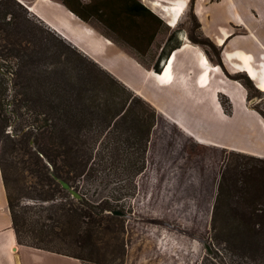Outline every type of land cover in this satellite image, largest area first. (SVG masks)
<instances>
[{"label":"trees","instance_id":"trees-1","mask_svg":"<svg viewBox=\"0 0 264 264\" xmlns=\"http://www.w3.org/2000/svg\"><path fill=\"white\" fill-rule=\"evenodd\" d=\"M51 1L139 60L163 31L140 0ZM249 79L235 80L251 99L260 90ZM156 121L154 107L112 73L17 0H0V170L19 245L82 264L102 249L123 260V220L110 212L135 197ZM240 156L222 171L211 238L218 264H264V159ZM57 179L82 199L73 202ZM92 188L106 194L99 203L86 200Z\"/></svg>","mask_w":264,"mask_h":264},{"label":"rangeland","instance_id":"rangeland-1","mask_svg":"<svg viewBox=\"0 0 264 264\" xmlns=\"http://www.w3.org/2000/svg\"><path fill=\"white\" fill-rule=\"evenodd\" d=\"M17 1H20L19 3L32 15L35 13L28 8L41 3V0ZM195 1L190 2L188 10L182 15L176 28H171L162 20L163 31L157 37L156 44L147 58L139 60L128 48L109 40L112 45L103 50L101 64L97 62L121 82L123 79L121 80L122 76L118 72L123 70L124 66L126 67L124 73L136 72L137 77L133 79L135 85L126 82V86L136 95L138 90L141 94L138 96L154 107L157 121L147 145L145 169L134 180L136 195L131 200L122 202V209L118 210L126 214V216H120L123 220V232H121L125 250L123 260L120 256L102 249L98 255L96 253L92 255V261L88 264H218L219 259L216 254L219 253L212 242L211 222L222 171L229 158L249 155L264 159L262 154L264 93L255 91L253 94H257V97L247 98L249 109L247 115L233 114L232 101L227 96L219 94V102L226 115L223 117L209 99L205 100L208 94L195 85L194 80L199 72L195 62L198 53L201 52L206 57H210L215 63L221 58L219 48L203 37L198 29L194 11ZM164 8L165 6H160L154 11L159 12L158 14L166 19L168 15L166 16V11H162ZM95 27L96 29L93 30L101 37L100 39L108 40L101 35V29ZM172 33L174 37L176 33H182V42L174 37L168 41ZM209 42L214 45V49L208 45ZM180 43H188L190 48L178 55L176 70L181 73L182 80L185 76H192V79L187 81L190 90H184L186 87L182 84L171 90L155 87L149 79H146L147 71L157 72L155 65L163 66L170 50ZM162 46L164 50L161 49ZM175 59V57L172 58L173 65ZM162 60L164 61L160 63ZM156 61L159 64H156ZM232 67L226 68L220 65L223 73L216 67L222 74L219 77L224 81L239 83L243 86L235 79L238 77L249 79L248 75ZM190 72L192 75L189 74ZM260 74L262 72L259 71V76ZM251 79L249 80L252 83L255 81L257 85L258 77ZM201 96L205 100L203 105L199 100ZM159 99L165 100V103L161 104ZM169 107L171 110L176 109V114H182L183 111L191 124L194 117L190 112H186L194 108V114L198 118H203V121L191 128L207 140L201 141L205 143L204 145H198L196 142L199 141L194 139L196 141L194 142L191 137L184 135L170 121L169 115L161 113L169 111ZM185 125L187 126V122ZM254 153L261 156L252 155ZM105 196V192L100 194L99 190L95 192L92 188L86 200L99 203ZM66 200L70 199H63L65 203ZM77 201L73 200V202ZM35 203L29 199L22 202L26 205ZM43 205L46 207L47 203ZM185 228L191 229L192 232ZM206 244L211 247L212 254L208 253ZM33 251L35 254L27 258L33 264H82L70 257L35 249Z\"/></svg>","mask_w":264,"mask_h":264},{"label":"crops","instance_id":"crops-1","mask_svg":"<svg viewBox=\"0 0 264 264\" xmlns=\"http://www.w3.org/2000/svg\"><path fill=\"white\" fill-rule=\"evenodd\" d=\"M141 2L154 14L158 15L162 20H164V22H166L170 27L173 15H168V17H166L165 19L163 16H161V14H158V11V13H155V8L159 7L155 6L154 4L159 3L161 4V6L171 7L172 4L181 3L184 5V8H186V10H188L190 4V0H142ZM41 3V6L39 4L33 7H29L30 11L35 13V15L39 19L50 26L64 39L71 42L84 54L101 64V56L103 50L105 49V47L112 45V43L108 40H103V38L100 39L101 37L97 34V32H95L88 25L80 22L61 4L53 2L51 0H41ZM194 11L199 25L198 29L200 33L203 35V37L213 42L219 48L221 52L220 62L224 67L231 68L233 66V63H241L240 60L232 57L235 54L238 56L245 55L251 58L250 60L252 68L256 69L258 73L259 71L263 72L264 0H196ZM175 38L182 42V33H176L174 39ZM219 41H221L222 43L220 44ZM179 45L180 48H178L169 59V61H172V64L171 76L168 80L160 81L157 77L159 73L147 71L146 79H149V82L153 83L155 87L171 90V88L182 84L185 85L184 87H186L184 90H190L188 86L189 82L187 83V81H189V79H192V76H185L184 80H182L180 78L181 73L177 72L176 70V67L178 65V55L184 53V51L186 50H189L190 45H187V47L185 46L186 43H180ZM163 48L164 47L162 46L161 49ZM180 50L183 52H181ZM174 57L176 59L175 64L173 65L174 61L172 60V58ZM167 58L164 65L161 66L162 70L160 73L164 74L166 72L168 65ZM195 58H197L195 62L199 72L197 73L194 82L198 89H201L202 92L208 94L207 97L204 96L206 97L205 100L209 99L211 104L214 105L219 113L223 117H226L219 102V94H222L224 96H227L232 101L234 110L233 114H249V109L247 106V92L245 88H243V86L239 83L224 81L222 78H220L219 76L222 75L220 72L223 73V71L220 68V65H218V62L215 63L211 60L210 57H207L209 59V62L213 67L220 68V72H218V70L213 72L209 70L206 71L204 69L203 65H201V52H199L198 56ZM163 61L164 60H162L161 63ZM125 68L126 67L124 66L123 70H120V72H118V74L120 73L122 76L121 80L123 79V83L125 85L127 84L126 82H130L135 85L133 79L137 77L135 74L136 72L126 71L127 73H124L123 71ZM206 72H209L208 81L206 82V84L200 85L201 77ZM189 74L192 75V72H190ZM217 80L219 82L218 84L220 85L217 84ZM190 81L192 82V80ZM254 84L257 87L256 82ZM136 92L137 95H141L138 90ZM203 99V96L199 97L202 105L203 101H205ZM159 102L161 104H164L165 100L159 99ZM182 105L185 104L182 103ZM193 109L194 108H191L186 112H190L194 117V121L192 124L188 121L187 116L182 111V115L187 122V127L181 125L179 121H177L178 116L176 118V115H174L176 114V109H170L166 112H160L163 115H169L170 121L172 123L176 124L182 131L189 134V128L192 129L191 127L194 128L195 125H199L198 122L202 123L203 121V118H198L194 114ZM191 136L196 141L198 140L193 135ZM262 154L264 158V120ZM252 155H256L258 157L261 156L260 154L259 156L256 153ZM14 249H16V251ZM33 249L34 248L19 245L17 242L15 232L12 229L6 192L0 170V264H33L30 260H27L28 256L35 254Z\"/></svg>","mask_w":264,"mask_h":264},{"label":"bare ground","instance_id":"bare-ground-1","mask_svg":"<svg viewBox=\"0 0 264 264\" xmlns=\"http://www.w3.org/2000/svg\"><path fill=\"white\" fill-rule=\"evenodd\" d=\"M154 5L157 6V7L161 6V4H159V3H155ZM162 11H166V16L167 15H171V14L173 15V19L171 20L172 22H171L170 25H171V27H176L178 25L179 21H180L181 16L186 11V8H184L183 4H181V3L177 4L176 3V4H172L171 7H165L164 10H162ZM185 40H186V38H185ZM219 43L221 44L222 42L219 41ZM187 45H189V44L186 43L185 46L187 47ZM185 46H184V48H185ZM184 48H182V49H184ZM201 57H202L201 58V60H202V64L201 65H203V67H204V69L206 71H208V70L209 71H217V68L211 66V64L209 62V59L204 54H201ZM232 57L233 58L235 57L236 59L241 61V63H236V64L233 63V67L237 71L244 72L251 78H257L258 77L257 87H258V89L261 92L264 93V70H263L262 74H260V76H259L258 71L251 67V60H250L251 58H249L248 56H245V55L238 56L236 54L234 56H232ZM171 64H172V61H168L166 72L164 74L163 73H159V75L157 76L160 81H166L171 76ZM208 76H209V72H206L201 77V81H200L201 84L200 85L206 84V82L208 81ZM197 113H199V112H197ZM174 115H176V118H177V116L179 117V118H177V121H179V123L181 125H184L185 127H187L185 125L186 120L183 118L182 114H174ZM189 134H193L194 137L196 139H198L197 141H199L200 143H203V142L207 141L206 139H204L201 136H199L194 129H190L189 128ZM201 141H203V142H201ZM203 144H205V143H203ZM14 250L16 251V249H14Z\"/></svg>","mask_w":264,"mask_h":264},{"label":"water","instance_id":"water-1","mask_svg":"<svg viewBox=\"0 0 264 264\" xmlns=\"http://www.w3.org/2000/svg\"><path fill=\"white\" fill-rule=\"evenodd\" d=\"M175 51L176 50H174L172 53H170V55L167 58V61H169V59L171 58V56L173 55V53ZM57 181L61 185V187L71 195L72 198H74L76 200H81L82 199L81 194L78 191H76L73 187H71V185H69L68 183H66L65 181L60 180V179H57ZM110 214L115 215V216H126V214L124 212H122V211H113V212H110ZM206 248H207L208 253L212 254L211 247L206 244Z\"/></svg>","mask_w":264,"mask_h":264}]
</instances>
